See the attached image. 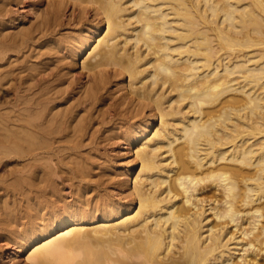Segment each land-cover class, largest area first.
Returning <instances> with one entry per match:
<instances>
[{
  "label": "bare ground",
  "instance_id": "obj_1",
  "mask_svg": "<svg viewBox=\"0 0 264 264\" xmlns=\"http://www.w3.org/2000/svg\"><path fill=\"white\" fill-rule=\"evenodd\" d=\"M31 2L0 0L6 249L35 247L30 264H264V0ZM68 3L94 35L62 37ZM89 49L77 89L69 57ZM119 75L130 94L113 98ZM157 117L132 197L107 201L122 183L96 132Z\"/></svg>",
  "mask_w": 264,
  "mask_h": 264
},
{
  "label": "rangeland",
  "instance_id": "obj_2",
  "mask_svg": "<svg viewBox=\"0 0 264 264\" xmlns=\"http://www.w3.org/2000/svg\"><path fill=\"white\" fill-rule=\"evenodd\" d=\"M38 1L42 5L39 4ZM38 1L35 0V3L38 2L37 4L41 7V9L45 8L47 6V4H48V0H38ZM50 1L51 0H49V2ZM29 2H31V0H29ZM31 3L33 4V5H31V7H33L34 6V0ZM68 4H69V6H66V8L64 9L65 10V13H67V15L64 16L65 20L63 19L64 22H66V25L64 23V26L61 29V31H63V33L60 31L59 35L61 33L62 34H64V33L68 34V35L64 34L62 37L63 38L66 37L67 40H69V41L72 40V39H74V38H76L79 35L78 33H81V34L89 33L91 36L94 35L92 33V30L86 29L89 23H85V22L81 23L82 22V21H80L81 19H78V21H77V17H79L77 15V14H79L78 13V10H77L76 17L75 16L74 17L73 16L71 17V14L70 13H72V10L74 9V6L71 5V3H68ZM31 7H29V8H31ZM92 14L88 16L89 17V20H92L90 18H94V17H92L93 16ZM33 15H36V13H33L32 15H30L31 17L34 18L33 20H35L36 19L35 18L36 16H33ZM67 17L73 18L72 20H75V22L72 21L71 19H67ZM68 20H71V21L69 22ZM77 22H78V24L80 23L81 26L78 25ZM84 25H86V26L84 27ZM103 30H105L104 32H106V28H104V26H103L101 32ZM70 34L72 36H70ZM67 36L70 39H68ZM73 36H76V37H73ZM90 52H91V50L89 49L87 51V53H84L82 55V57L77 58L76 61L72 57H69L70 58L69 60L71 61V65L72 66H71V71H69L70 73H69L68 77L70 76L71 77L70 80L73 81V82H75L74 85L77 84L76 82L78 81V78L82 79V81H83L82 84H84L85 81L88 83L87 80H89V81L91 80L90 75H88L89 72L87 71V69H84L82 67V64H83L82 62L89 55ZM65 54H66V51H64V52L62 51V54L60 53L62 63L63 62H67V61L70 62L68 59L65 58ZM72 61H75V62L72 63ZM68 70H70V69H68ZM82 76H83L84 80H83V78H81ZM74 77L77 78V79L75 80ZM117 79L118 80L115 79L110 84V87L111 88L109 87V93L111 92L110 90H112V92H113V93H110L112 95V97H113V94H114L115 97L117 96L116 98H121L119 96L122 95V93L124 92V90H125V92L127 91V93L130 94V88H129L130 86H128V83H127L128 80H129V78H127L126 75H119ZM79 84L80 83H78L76 85L77 89H79V87L80 88L82 87V84H80L81 86ZM106 94H108V93H106ZM115 97H113V98H115ZM146 112L149 115L150 111L148 109L146 110ZM131 121H132V119H131ZM120 123H121L120 125H122V127H120V125H117L119 123H117V124L115 123V124L112 125L113 129H110L112 127H108L107 126L108 129H101V130L98 129L99 130L98 131V130H96V129L93 128V130L94 131H98V132H96V134H97L96 137H94L95 143L98 144L97 150L99 148V150L97 152H99L98 154L101 156V158L102 157H105V159L102 158L101 160H104L105 162L107 160H109L108 162L111 161V164L108 163V162H106L107 164H109V168L107 170H108V172L110 174L112 173L111 175H113V176H115V174H118V177L116 175V177H114V179H118L119 178L118 181H121V183H122L121 186L119 184H116V187L119 185V187H117V190L118 191H113V190H110V189L108 190L107 189L106 191H103V193L107 192L105 194H107L108 196L111 195L113 198H116L115 200H117L118 198H121L122 197V200L124 201L127 196L129 197V198L127 197V199H130L132 197V196L127 195V194H131L129 191L133 188L132 185H133L134 180H135V177H136V175H137V173H138V171L140 169V163H139V159L137 157V150L141 146V143L144 142L145 138L146 137H151L154 134V132L157 130V128H159L160 119L157 117V119H155L152 122L151 126L148 128L147 132H145V133H143V132L146 130L145 127H146V124L147 123H143V127H141V128L139 127L135 131H134V129H128L129 128V127H127L128 126V123H125L124 121H123V123L122 122H120ZM124 123L127 124V126ZM138 124H140V122H137L136 123V125H138ZM96 126H94V127H96ZM119 128H121V129H119ZM99 132H101V133H99ZM132 135L134 137H137V140H135V142H133V143L131 142L133 140V136ZM97 138L99 139V142H98V139ZM88 139L89 138H87V140ZM99 145H101V146H99ZM100 150H101V152H100ZM12 160H14V159H12ZM12 162H14V161H12ZM110 167H112L111 168L112 170H109ZM114 168H116V170ZM110 171H112V172H110ZM113 171H114L115 174L113 173ZM115 181H117V180H115ZM126 181H127V183H126ZM129 185H130V187L131 186L132 187L129 188ZM118 188H120V189H118ZM112 192H114V194ZM120 192H122V193H120ZM119 194H120V196H118ZM121 194H122V196H121ZM107 195H105L106 197L104 196L105 199H107V197H108ZM111 196L108 197L107 201L114 200ZM110 198H112V199H110ZM97 220H100V217L97 216ZM29 224L31 225V223H28V225ZM28 225L27 224L26 225H22V226L20 225L19 228L21 227L20 229H23L24 227H26L27 230H28V227H29ZM32 225L29 227V230L31 228H33V227H36V224L34 225L32 223ZM19 228H18V230H13V234L11 233L12 234L11 236H12L13 239H16L20 233L21 234H22V232L24 233L25 228L22 230V232H21V230ZM14 232H15V234H14ZM2 237H3V239H2ZM17 239L19 240V238H17ZM5 241H6V237H4V235L1 236V239H0V248H1L0 249V257H1L0 258V264H30V262H28V260H27V257L34 250L35 247L33 248V247L30 246V247H28V248L20 251L16 255V257H15V255H13L14 252H12V251H14V246H13V248L10 247V248L6 249V246H5V243H4ZM2 245H3V247H5L4 248V249H6L5 251H7L8 253H10V252H12V253L10 255L7 253L6 255H4L2 257V253H1L3 251V248L1 247Z\"/></svg>",
  "mask_w": 264,
  "mask_h": 264
}]
</instances>
